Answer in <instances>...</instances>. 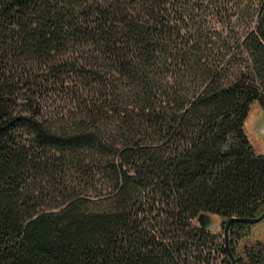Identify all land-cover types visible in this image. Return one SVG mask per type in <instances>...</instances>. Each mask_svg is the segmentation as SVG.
Here are the masks:
<instances>
[{
  "label": "trees",
  "instance_id": "1",
  "mask_svg": "<svg viewBox=\"0 0 264 264\" xmlns=\"http://www.w3.org/2000/svg\"><path fill=\"white\" fill-rule=\"evenodd\" d=\"M255 101L264 0H0V264H231L197 216L264 210ZM49 149L109 150L113 189L37 210ZM249 227L238 264L261 261L258 241L237 257Z\"/></svg>",
  "mask_w": 264,
  "mask_h": 264
},
{
  "label": "rangeland",
  "instance_id": "2",
  "mask_svg": "<svg viewBox=\"0 0 264 264\" xmlns=\"http://www.w3.org/2000/svg\"><path fill=\"white\" fill-rule=\"evenodd\" d=\"M245 129L258 153H264V110L258 101H255L249 110L245 120ZM112 141H106L109 145ZM107 152L92 149H80L77 151H66L64 155L56 153L51 149L47 151H36L35 156L38 165L31 167L26 190L34 191L39 198L37 210H54L62 205L66 198L74 193L90 196L91 198L107 196L113 189L114 178L109 172L99 171L94 161H106ZM99 194V195H98ZM218 226L216 240L224 244V230L222 222L224 217L217 216ZM258 241L261 261L264 264V219L250 224L249 233L237 243V257L242 260L246 258V249L252 243ZM222 258V254L219 260ZM227 264V263H226Z\"/></svg>",
  "mask_w": 264,
  "mask_h": 264
},
{
  "label": "water",
  "instance_id": "3",
  "mask_svg": "<svg viewBox=\"0 0 264 264\" xmlns=\"http://www.w3.org/2000/svg\"><path fill=\"white\" fill-rule=\"evenodd\" d=\"M264 219V210L257 216H230L224 225V244L225 248L227 251V255L230 259L231 264H238V260L233 253L231 246H230V230L231 226L235 221H242V222H247V223H257L261 220ZM197 220L199 223L207 228L215 229L218 226V218L216 215L206 213V212H201L197 216Z\"/></svg>",
  "mask_w": 264,
  "mask_h": 264
}]
</instances>
